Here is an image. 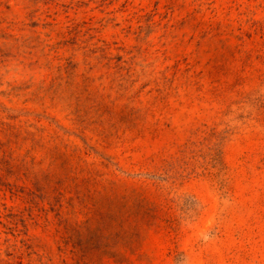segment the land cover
I'll return each mask as SVG.
<instances>
[{
    "label": "rangeland",
    "instance_id": "obj_1",
    "mask_svg": "<svg viewBox=\"0 0 264 264\" xmlns=\"http://www.w3.org/2000/svg\"><path fill=\"white\" fill-rule=\"evenodd\" d=\"M0 264H264V0H0Z\"/></svg>",
    "mask_w": 264,
    "mask_h": 264
}]
</instances>
